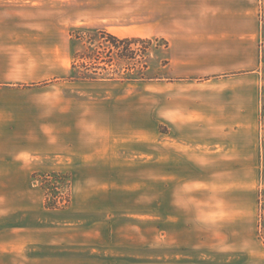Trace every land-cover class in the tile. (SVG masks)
Here are the masks:
<instances>
[{
    "label": "crops",
    "instance_id": "1",
    "mask_svg": "<svg viewBox=\"0 0 264 264\" xmlns=\"http://www.w3.org/2000/svg\"><path fill=\"white\" fill-rule=\"evenodd\" d=\"M61 5L69 17V2ZM140 5L136 28L131 0L79 1L78 10L86 22L119 38L167 42L165 66L173 79L158 82L157 124L173 127V133L158 131L159 204L166 206L168 180L171 223L206 230L211 225L229 231V238L245 239L240 225L253 204L247 209L238 197L217 195L231 188V175L254 174L264 165V0H141ZM69 39V25L55 21V0H0V175L67 169L74 202L90 203L96 193L82 191L118 187L103 179L118 167V141L103 139L98 121L87 125L85 102L77 96L81 86L50 82L68 70L59 59ZM181 175H188V182L180 184V200L189 199L177 208ZM214 175L221 176L217 188ZM199 189L205 197L194 205L191 197ZM73 213H53L49 220L55 224L49 229L60 231L58 240L65 243L73 232L83 238L90 229L69 220L79 212ZM158 215L167 217L166 208ZM199 216L204 218L196 221ZM210 249L231 255L222 264H254L251 258L238 260L254 253L242 240Z\"/></svg>",
    "mask_w": 264,
    "mask_h": 264
},
{
    "label": "rangeland",
    "instance_id": "2",
    "mask_svg": "<svg viewBox=\"0 0 264 264\" xmlns=\"http://www.w3.org/2000/svg\"><path fill=\"white\" fill-rule=\"evenodd\" d=\"M62 1L55 0V21L70 28L68 45L59 59L68 70L50 82L81 86L82 93L76 95L85 102L87 125L98 121L103 128L102 138L110 136L118 141V167L103 178L113 179L118 187L80 191L96 196L90 203L84 199L75 203L73 174L67 169L0 175V264H222L231 255L220 250L211 252L210 247L241 240L254 253L238 260L251 258L254 264H264V165L254 174L231 175L233 183L226 194L218 190L217 197H238L247 209L253 204L252 214H247L240 225L245 239L229 238L225 235L229 231L211 225L206 230L181 227L182 221L171 223L168 213L174 205L173 194L168 196L167 180L166 206L159 204L162 184L156 159L158 131L166 132L167 137L173 133V127L157 124L158 82L173 79L165 66L167 42L158 37L135 36L137 40L111 48L109 38L100 34L110 32L79 16V1L87 0H64L69 2V17L62 12ZM126 1L118 0L123 4ZM131 1L136 28L141 24V0ZM187 176L177 180V208L188 203L189 198L184 199L179 190L181 183L188 182ZM217 176L216 188L221 180ZM234 178L239 181L235 187ZM204 197L205 189H199L191 199L196 205L195 200ZM164 208L167 217L159 218ZM67 209L73 214L79 212L69 220L90 228L83 231V238L73 232L69 243L58 240L60 231L49 229L55 226L49 222L53 213ZM195 209L199 211V207ZM203 218L199 216L196 221Z\"/></svg>",
    "mask_w": 264,
    "mask_h": 264
},
{
    "label": "trees",
    "instance_id": "3",
    "mask_svg": "<svg viewBox=\"0 0 264 264\" xmlns=\"http://www.w3.org/2000/svg\"><path fill=\"white\" fill-rule=\"evenodd\" d=\"M101 35H105V37L109 38L110 43H111V48H116L118 43L121 42H128V41H135L138 38L136 37H127V38H118L117 36L110 34V33H106L105 31H101L100 32ZM81 59H83V57L81 56ZM89 76H82V78H86ZM93 78V77H90ZM54 176H57V174H53ZM47 182V181H46Z\"/></svg>",
    "mask_w": 264,
    "mask_h": 264
}]
</instances>
